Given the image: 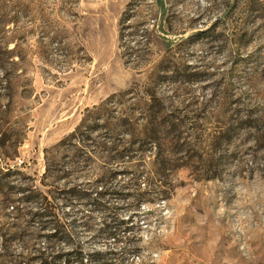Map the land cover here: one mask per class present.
I'll list each match as a JSON object with an SVG mask.
<instances>
[{
  "label": "rangeland",
  "instance_id": "1",
  "mask_svg": "<svg viewBox=\"0 0 264 264\" xmlns=\"http://www.w3.org/2000/svg\"><path fill=\"white\" fill-rule=\"evenodd\" d=\"M130 88L112 115L131 116L127 131L113 129L132 157H95L72 181L107 165L131 229L100 238L80 224V205L60 207L73 244H55L123 245L124 264H264V0H0V264H25L47 244L50 231L12 202L47 194L45 149ZM148 89L156 97L144 104ZM138 192L150 201L132 208Z\"/></svg>",
  "mask_w": 264,
  "mask_h": 264
},
{
  "label": "trees",
  "instance_id": "2",
  "mask_svg": "<svg viewBox=\"0 0 264 264\" xmlns=\"http://www.w3.org/2000/svg\"><path fill=\"white\" fill-rule=\"evenodd\" d=\"M131 16L133 15L122 17V23L130 20ZM122 37L123 34L119 36L120 39ZM134 91V88H130L122 93L112 94L99 105L87 108L73 131L56 144L45 149L46 166L41 181L47 187V194H43L35 188L24 194L27 190L18 188L17 191L24 195L12 201L18 204L13 209L22 212L27 209L33 225H36L39 230L50 231L43 236L47 244L42 247H34V257L25 264H114V262L124 264L126 262L127 248L123 245L119 247V251L109 249L84 253L83 249L78 246H72L71 252H63L55 243L69 242L73 244L71 230H67L66 223L62 220V217H67L68 212H61L60 207L72 209L77 204L80 205L82 211L80 224L87 230L96 231L97 237L114 236L115 238L120 229L130 231L131 226L124 219H120L119 213L111 203L113 198L128 196L122 191L125 186H121L119 190L112 187L111 183L117 175L115 172L110 171L105 165V172L93 182L89 180L74 182L72 179L85 173L86 170L89 171V167H91L89 162H92L95 157L103 159L104 164L132 157V146L126 145L121 139H118L116 137L118 133L113 129V126L116 125L120 130L127 131V127L131 124V116L127 114L114 116L112 114L123 103L119 98L125 95H134ZM142 92L143 99H145L144 104H147V100H154L156 97L152 89ZM159 113L160 111L152 112L153 120L150 122L152 127L149 128L150 138H155L157 135L156 118ZM106 114L116 123L106 118ZM62 158L67 160L63 164L61 162L58 164V159L61 161ZM60 179H64L65 183L62 186H57L56 183ZM153 192L162 193L159 190ZM144 194L138 192L135 195L134 202L131 204L132 208L150 201ZM60 213L62 214L60 215ZM93 214H98L99 217L100 225L96 229ZM74 222H71L70 225ZM121 239V236L116 238L118 242ZM108 254L109 257H107ZM20 257H22L21 254L18 258Z\"/></svg>",
  "mask_w": 264,
  "mask_h": 264
}]
</instances>
